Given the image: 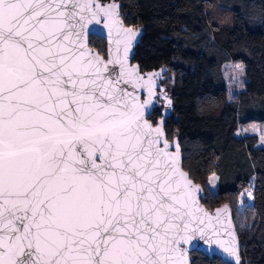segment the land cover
I'll return each mask as SVG.
<instances>
[{
	"label": "snow or ice",
	"instance_id": "1",
	"mask_svg": "<svg viewBox=\"0 0 264 264\" xmlns=\"http://www.w3.org/2000/svg\"><path fill=\"white\" fill-rule=\"evenodd\" d=\"M119 8L0 0V264H188L197 234L237 255L227 207L199 205L146 118L137 90L153 97L158 74L127 63L138 33ZM101 20L107 61L84 41Z\"/></svg>",
	"mask_w": 264,
	"mask_h": 264
},
{
	"label": "trees",
	"instance_id": "2",
	"mask_svg": "<svg viewBox=\"0 0 264 264\" xmlns=\"http://www.w3.org/2000/svg\"><path fill=\"white\" fill-rule=\"evenodd\" d=\"M118 1L124 22L145 29L134 60L143 71L165 65L166 77L175 74L174 90L169 92L174 111L165 129L169 139L178 137L184 168L196 182L204 186L209 173L218 177V196H206V206L229 202L235 221L229 196L241 194L255 181L257 217L247 234L237 232L242 264H264V144L256 134H239L242 127L264 125V0ZM213 11L220 20L212 18ZM99 40L106 46L97 36L90 37V45L95 47ZM231 62L243 63L247 80L238 96L227 100L224 67ZM204 96L222 102L218 112L199 108ZM161 110L162 104L150 117L153 122ZM185 141L199 145L192 160ZM198 253H192V264H200ZM203 258L207 264H227L217 257Z\"/></svg>",
	"mask_w": 264,
	"mask_h": 264
},
{
	"label": "water",
	"instance_id": "3",
	"mask_svg": "<svg viewBox=\"0 0 264 264\" xmlns=\"http://www.w3.org/2000/svg\"><path fill=\"white\" fill-rule=\"evenodd\" d=\"M99 2L102 4L115 2L116 4H118L120 6L119 13H120V19L123 22V26L126 28H132L134 31H136L138 33V35L133 40L132 46L130 48L127 63L130 66L138 67L139 73L142 76H144L145 78H147L148 74H152V73L158 74V75L153 77V81H154V96L153 97H149L147 95L146 89H144V90L138 89L137 90L138 94L140 95L141 101L149 100V99L151 100V103L148 106V110H147L148 114L146 115V118L149 121V123H151L154 127L155 126H162V132H163L162 139H166L168 141V143L170 145V148H169L170 152L176 153L177 152L176 145L178 144V146H179V152H178L179 166L181 167V169L185 173L188 174V178L193 182V184L195 186H197L198 192L196 193V195H197L199 205L211 214H215L217 209H223L225 206L228 209L227 213L222 214V219L230 220V222H231L230 231L234 234L235 247L237 250V255H232L230 253L225 252L220 247V245L215 242V239L213 240V242L211 244H209L207 239L201 238L199 236V234H197L188 243H185L183 245V249L186 252L188 264H192V253L195 251L203 253L205 256H207L210 259L217 257V258L221 259L224 263H227V264H242L241 242H240L239 235L237 232V227H236V224L234 221V214H233L232 205L229 202H224V203H222V204H220V205H218L212 209L208 208L206 206V204L204 203V200L206 199V192H205L204 186L201 183L196 182L191 177L190 173L184 168L183 152H182V147H181V144H180L178 137L175 136L172 139H169L167 137L165 127H166L168 118H170L172 116L173 111H174L173 99L170 96V94H168V92L166 91V86L163 84V82L165 81V78L167 76V73H168V67L164 65L158 69L144 70L143 71L140 64L134 60V56H135L136 47L140 43L141 38L144 35V32H145L144 27H142V26L132 27V26L127 25L124 22V19L122 18V15H121V8H122V2L121 1H118V0H106V1L99 0ZM91 36H97V37L103 38L106 41V55L100 53L95 47L90 45V37ZM114 39H115V33L114 32L110 33L109 29L104 27L103 20H101L100 24H98V25H95V26L90 25L89 30L86 31V33L84 35V41H85L86 47L91 52L98 54L105 61H107L109 59L110 50L114 51V44H113ZM169 101H170V103H169ZM161 104H162V110H161L162 115L160 117H158L156 122H153L150 119V117L153 115L156 107L161 105ZM161 122H162V125H161ZM217 239L228 241L230 239V237L223 231V229H221V234L219 237H217Z\"/></svg>",
	"mask_w": 264,
	"mask_h": 264
},
{
	"label": "rangeland",
	"instance_id": "4",
	"mask_svg": "<svg viewBox=\"0 0 264 264\" xmlns=\"http://www.w3.org/2000/svg\"><path fill=\"white\" fill-rule=\"evenodd\" d=\"M131 12V10L129 11ZM225 14V15H224ZM129 15L134 16L132 13ZM213 19L220 20L218 17V12H214L211 14ZM219 15L223 16L226 19L228 16L225 11H219ZM135 27V25H131ZM95 47L100 51V53L106 55V46L103 45L101 40L95 45ZM224 76L226 81L227 100L233 99L238 96V94L244 89L246 82V73L244 69L243 63H228L224 67ZM163 84L166 86V91L173 92L175 86V74L170 72L168 77L165 78ZM199 108L204 111H208L211 113H216L222 106V102L216 98L210 96H204L199 99ZM239 134H256L260 138V144H264V125L262 124H252L246 127H242L240 129ZM187 152H189L191 156V160L195 157V149L199 148L197 142H187L185 141ZM196 165V164H195ZM194 166V164H193ZM214 177V178H213ZM206 189V196L211 197L212 199L217 198V188H218V177L214 173H209L205 177V181L203 182ZM255 181L252 183L239 195H230V200L233 201L234 208L236 211L235 221L237 225V229L241 234H247L248 230L253 227V221L255 220L256 212H255ZM251 193V196H248L247 193ZM198 261L200 264H207V260H204L203 254L198 253Z\"/></svg>",
	"mask_w": 264,
	"mask_h": 264
}]
</instances>
